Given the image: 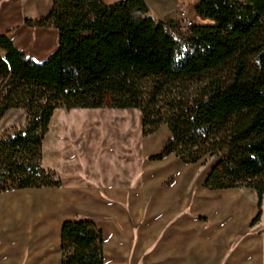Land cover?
Masks as SVG:
<instances>
[{
    "label": "trees",
    "instance_id": "1",
    "mask_svg": "<svg viewBox=\"0 0 264 264\" xmlns=\"http://www.w3.org/2000/svg\"><path fill=\"white\" fill-rule=\"evenodd\" d=\"M195 13L212 24L156 21L145 0H53L45 18L24 20L57 33V51L41 63L1 35L0 121L12 110L25 121L0 133V194L62 186L41 165L55 110L109 109L139 111L144 138L166 129L148 161L213 158L204 189H248L262 200L264 0H198ZM59 249L61 264H104L92 221L63 222Z\"/></svg>",
    "mask_w": 264,
    "mask_h": 264
},
{
    "label": "crops",
    "instance_id": "2",
    "mask_svg": "<svg viewBox=\"0 0 264 264\" xmlns=\"http://www.w3.org/2000/svg\"><path fill=\"white\" fill-rule=\"evenodd\" d=\"M101 1L113 5L121 0ZM52 2L0 0V36H6L26 58L36 63L55 54L57 33L51 28L28 27L24 20L45 18ZM145 2L150 16L156 21H181L182 11L193 25L210 22L195 13L198 0ZM3 54L0 51V55ZM60 110L63 116L68 115V110ZM158 132L143 138L147 146L152 141L159 142V150L164 143L159 141ZM68 139L65 132H58L50 150L53 161L44 164V155L41 160L44 169L56 173L60 170L65 175L61 178L60 188L0 194V264H61L60 230L63 222L69 220H89L102 230L104 264H264V230L256 228L260 221L240 242L232 243L233 221L238 218L246 221L249 215L237 212L227 218L224 217L225 209L234 205L253 206L238 189L210 191L202 187L194 208L214 206L215 215L221 220L215 227L204 229L192 217L176 218L173 222L184 204L185 197L180 188L184 186L183 179L196 164L184 165L169 156L157 163L158 167L162 166L157 172H154L155 166L144 167L145 176L137 185L121 182L102 185L95 178L90 179L88 168H82L86 153L78 146L76 150L73 145L65 144ZM167 174L176 175V182L173 187L161 191L157 184ZM157 188L160 191H156ZM148 200L150 206L145 213ZM123 201L129 203L127 210L121 207ZM163 205L168 208L161 207ZM98 209L110 212L112 220L99 224L95 216L87 213H96ZM23 211L27 213L25 218Z\"/></svg>",
    "mask_w": 264,
    "mask_h": 264
},
{
    "label": "rangeland",
    "instance_id": "3",
    "mask_svg": "<svg viewBox=\"0 0 264 264\" xmlns=\"http://www.w3.org/2000/svg\"><path fill=\"white\" fill-rule=\"evenodd\" d=\"M209 24L211 25L212 21H210ZM63 114L62 110L57 109L50 120L48 126L49 133L46 134L42 147L44 164H50L53 161L50 150L53 147L57 133L61 131L65 132V135L69 138L68 143L65 144L73 145L76 150H78L76 147L78 146L82 153H86L83 154L85 161L81 162V166L83 169L88 168L87 175L91 180H94L93 178L98 180L99 184L103 185L105 183L121 182L137 185L145 176L144 167H157L154 172L162 168V166L158 167L159 165L157 164L161 161L150 162L147 160V157L160 151L168 139H165L167 131L161 129L157 134L160 137L159 141L164 143L159 150V142L152 141L148 143L147 146V142L141 134V116L139 111L74 109L69 110L66 116H63ZM24 121V111L12 110L0 121V133L12 127H19L24 124ZM145 145L147 149L145 148L146 150L144 149V152H149L148 154L143 152ZM214 163L215 159L213 158L202 160L195 165V169L189 170L185 175L183 179L184 186L180 187L185 197L184 204L180 207L181 209L179 210L180 212L178 211V217H174L175 220H173V222L186 217H192L194 220L200 222L204 229H210L221 223V220L215 215L214 206L207 205V208L202 207V209L194 208L196 197L200 195L202 190L203 181ZM59 171L57 173L60 178H65V175L61 174L62 171ZM81 174L86 175V173ZM175 182L176 175L167 174L160 179L157 187L162 191L166 188L173 187ZM158 188L156 191H160ZM238 190L249 203H253V206L234 205L228 206L227 209H225L224 217L227 218L235 215L237 212L238 214L244 215L247 213L249 215L246 221H240V218H238L233 221L234 223L232 222L234 236L231 239L233 244L245 238L246 234L251 231V227L259 221L256 228L264 230V197L262 200H259L257 195L251 190ZM168 203H170V201H168ZM149 206L150 200L147 201L145 213H147ZM121 207L127 210L129 208V203L123 201ZM161 207L166 208L167 205ZM96 211V213H93V211L87 213L90 214V216H95L99 224L100 221L107 222L112 220L110 212L101 209ZM160 212L161 211H158V213ZM22 213L25 218L27 213L25 211ZM258 216L259 220L255 222Z\"/></svg>",
    "mask_w": 264,
    "mask_h": 264
},
{
    "label": "built area",
    "instance_id": "4",
    "mask_svg": "<svg viewBox=\"0 0 264 264\" xmlns=\"http://www.w3.org/2000/svg\"><path fill=\"white\" fill-rule=\"evenodd\" d=\"M180 18L181 21L176 23L179 27L189 28L193 25L191 21L185 19V13L182 11L180 12Z\"/></svg>",
    "mask_w": 264,
    "mask_h": 264
}]
</instances>
